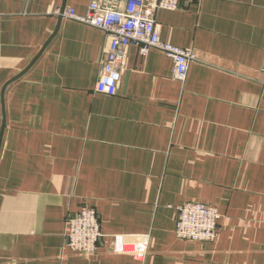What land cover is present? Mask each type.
<instances>
[{"label":"crops","instance_id":"1","mask_svg":"<svg viewBox=\"0 0 264 264\" xmlns=\"http://www.w3.org/2000/svg\"><path fill=\"white\" fill-rule=\"evenodd\" d=\"M91 1L0 0V264H264V0L159 10L197 60L181 81L133 43L114 95L96 91L106 33L58 13ZM191 201L221 213L216 240L176 235ZM87 205L96 254L66 244Z\"/></svg>","mask_w":264,"mask_h":264},{"label":"built area","instance_id":"2","mask_svg":"<svg viewBox=\"0 0 264 264\" xmlns=\"http://www.w3.org/2000/svg\"><path fill=\"white\" fill-rule=\"evenodd\" d=\"M181 0H92L86 14L73 8L62 16L102 29L107 46L102 59L96 91L114 95L123 80V67L131 44H140L144 56L152 48L164 51L174 62L173 75L178 80L187 78L190 65L197 60L192 48H183L164 41L161 24L156 19L162 9L176 10ZM61 15V12H58ZM178 217L176 235L182 239L214 241L219 236V210L204 202H185L176 206ZM66 244L72 250L96 254L104 234L100 217L92 206H84L71 213L67 221Z\"/></svg>","mask_w":264,"mask_h":264},{"label":"water","instance_id":"3","mask_svg":"<svg viewBox=\"0 0 264 264\" xmlns=\"http://www.w3.org/2000/svg\"><path fill=\"white\" fill-rule=\"evenodd\" d=\"M63 11L64 10H62L61 11V15H60V17H62V13H63ZM41 53V52H40ZM40 55V54H39ZM32 64H30V66H31ZM29 66V67H30ZM29 67L28 68H26V70L27 69H29ZM26 70H24L21 74H19L16 78H18V77H20ZM16 78H14V79H16ZM4 130H5V118H4V122H3V128H2V131H1V134H0V148H1V143H2V138H3V134H4Z\"/></svg>","mask_w":264,"mask_h":264}]
</instances>
